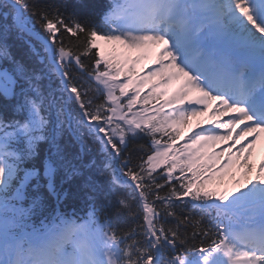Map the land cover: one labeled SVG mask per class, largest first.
Returning <instances> with one entry per match:
<instances>
[{
  "label": "snow or ice",
  "instance_id": "6c2138e0",
  "mask_svg": "<svg viewBox=\"0 0 264 264\" xmlns=\"http://www.w3.org/2000/svg\"><path fill=\"white\" fill-rule=\"evenodd\" d=\"M261 141L264 0H0V264H264Z\"/></svg>",
  "mask_w": 264,
  "mask_h": 264
},
{
  "label": "bare ground",
  "instance_id": "6f19581e",
  "mask_svg": "<svg viewBox=\"0 0 264 264\" xmlns=\"http://www.w3.org/2000/svg\"><path fill=\"white\" fill-rule=\"evenodd\" d=\"M194 123H196V122H193V121H192V124H194ZM263 142H264V141H261L260 143H263ZM258 158H259V157H258ZM257 160H258V159H257Z\"/></svg>",
  "mask_w": 264,
  "mask_h": 264
}]
</instances>
